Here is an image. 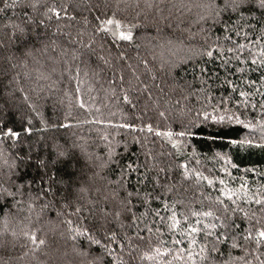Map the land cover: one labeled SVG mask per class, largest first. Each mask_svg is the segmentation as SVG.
Listing matches in <instances>:
<instances>
[{"label": "trees", "instance_id": "16d2710c", "mask_svg": "<svg viewBox=\"0 0 264 264\" xmlns=\"http://www.w3.org/2000/svg\"><path fill=\"white\" fill-rule=\"evenodd\" d=\"M34 2L35 10L17 7L0 12V36L10 35L13 24L25 26L29 36L42 34L40 41L27 48L14 42L6 50L0 48V122L4 128L12 127L21 134L14 146L11 138L0 143V184L13 191L15 185L23 186V194L15 197L21 203L16 204L11 197H0V264H89L102 248L89 246L84 237L73 240L75 233L70 229L74 228H89L98 238L105 235V229L117 231L121 236L127 232L133 247L129 250L126 246L123 250L126 264H159L160 258L152 261L141 257L159 246L161 240L166 241L165 247L173 249V254L176 247L189 248L186 240L182 245H172L173 233L168 230L167 220L161 224L159 217L151 213L139 225L143 243L137 239L136 229L119 228L112 215L105 218L106 212L112 213L120 207L113 191L124 194L116 183L121 168L129 164L135 167L138 162L143 164L144 152L148 150L160 166L171 167L168 183L173 190L165 199L169 201V209L175 204L177 219L181 221L176 232L180 227H187L183 215H190V209L206 211L217 207L214 200L222 187L219 178L228 180L231 188L245 183L250 193L264 194V149L259 146L264 136L260 123L264 120V111L259 107L260 93L264 92V81L260 79L264 67L252 65L250 48L242 54L247 63L240 65L227 52L230 45L224 39L230 36L233 42L246 43L243 36L247 33L256 42L264 23L259 11L245 12L243 19L236 13L221 11L214 22L210 15L213 10L208 5L222 8L224 0ZM53 6L60 11L59 19L48 11ZM3 7L0 0V8ZM42 19L44 25L39 24ZM106 19L121 21L123 27L119 31H127V25L136 24L132 29L133 39L122 40L118 32L113 36L112 32L117 31L115 24L108 26L111 31L97 32L96 28L102 27L101 22ZM233 24L242 29L240 37L232 30ZM212 43L225 46L222 59L230 61L226 68L221 67L218 49H212L211 58L204 54V49ZM121 52L126 57L123 61L116 59ZM100 56L108 58L110 63L104 64L98 59ZM145 60L147 65L142 63ZM128 64L137 69L136 75L141 81L151 83V97L140 90L141 84L134 80ZM161 65L165 70H161ZM121 67L125 76L122 86ZM238 67L244 68L243 73L236 71ZM169 68L171 74L167 71ZM249 81H255V86L250 87ZM156 85L164 91L161 93ZM240 90L256 93L250 97L256 103L255 108L249 105L244 109L236 104L243 99L239 96ZM125 92L131 103L124 101ZM229 98L230 102L221 104L222 99L229 101ZM81 100L85 107L80 106ZM221 107L237 114L243 112L240 119L255 124V129L227 118L223 123H216L198 116L202 111L210 116L224 115L219 110ZM160 112L165 115L160 116ZM192 121H195L191 128L193 134L180 137L178 134ZM125 123L136 128L125 129L122 127ZM149 123L162 132L172 131L178 148H173L165 136L148 133L146 128L144 132L137 130ZM29 128L31 131H26ZM133 137L141 143H136ZM245 139L253 140L254 146L231 143ZM183 165H187L188 178L182 176ZM197 171L214 180V185H208L206 180L197 182ZM139 172L143 173L144 168H139ZM228 174L236 179L230 180ZM9 177L14 184L9 182ZM125 179L124 187L129 191L140 188L137 181L141 177L137 172L128 173ZM49 184L55 196H39L41 189L47 192ZM149 190L150 181L141 191ZM222 199L231 203L227 197ZM240 206L249 213L251 224L259 227L256 220L264 217L260 206L242 201ZM152 207H161V204L155 203ZM77 208L81 211L77 212ZM143 211L140 207L137 214ZM253 212L255 217L251 216ZM170 214V211H161L162 216ZM243 216V212H238L236 218L242 233L250 226ZM67 220L73 223L69 225ZM209 222L218 223L209 217L201 226ZM146 226L152 227L151 234ZM157 227L161 228L160 233H156ZM25 232H34L45 243L33 245ZM196 239L198 243L191 247L194 254L200 251L202 236ZM254 241L255 231L253 240L239 239L241 246L248 248L246 259L259 264L255 257L264 260L261 255L264 247L257 251ZM124 242L127 245V239ZM112 247L120 252L119 242ZM220 247L225 255L211 254L218 261L228 259L229 252L232 257L245 255L240 248L233 249L230 242ZM164 258L171 260L172 256L165 254ZM184 259L187 260L186 253ZM196 261L200 264L198 255ZM175 264L182 262L177 260Z\"/></svg>", "mask_w": 264, "mask_h": 264}, {"label": "snow or ice", "instance_id": "6c2138e0", "mask_svg": "<svg viewBox=\"0 0 264 264\" xmlns=\"http://www.w3.org/2000/svg\"><path fill=\"white\" fill-rule=\"evenodd\" d=\"M3 3L4 7L0 8V12L17 7H31L33 10H35L37 7V4L36 2H34V0H12L11 3H9L8 0H3ZM148 6L151 7V5ZM208 7H211L213 10L210 15L214 22L217 21L221 11H230V13H236L241 19H243L245 12L259 11L261 20L264 21V0H224L222 8L220 5L215 4L208 5ZM217 9H219V11H217ZM48 11L55 13L57 19H59L60 11L55 6L49 8ZM65 15H67L66 9ZM97 19H99V17H97ZM229 19H231V16H229ZM44 23L45 21L43 19L39 21L40 25H44ZM101 24L102 27L98 26L96 28L97 32L111 31L108 26L115 24L117 31L112 32V35L115 36L118 32L119 37L122 40L126 41H131L133 39L132 29L137 27L136 24H130L126 26L128 29L127 31H119V29L123 27V25L121 24V21L114 19H106L102 21ZM232 30L236 32L237 37H240L242 29L238 25L233 24ZM41 35V33L37 32L34 35L29 36L28 29L25 26L13 24L12 32L10 35L0 36V48L6 50L9 45L13 42L23 48H27L30 44L40 41ZM243 38L246 43H240L239 41L233 42L230 36H225V41L229 42L230 45L227 46V52L232 53L233 58L240 65H243L247 63V60L242 56V54L244 53L246 48H250L252 50V65H255L257 67H264V23H261V35L257 36L256 42H253V40L249 39L247 33H244ZM217 40H219V37H217ZM88 46L89 45H86V47ZM224 48V45L212 43L209 47L204 49V54L211 58L213 57L212 49H218V58L222 59L224 55ZM257 56L259 57V64H257ZM73 58L75 59V57ZM125 58V54L122 52L119 53V55L116 57V59L119 61H123ZM98 59L106 65L110 63V60L108 58H105L104 56H100L98 57ZM142 63L147 65L148 61L145 60L142 61ZM229 63V60L222 59L221 67L226 68ZM127 68L130 69L134 80L141 84L140 90L147 92L148 96L151 97V83L141 81L140 76L136 75L137 69L133 68L131 64H128ZM161 70H165L164 65H161ZM151 71L152 70L149 69V72ZM167 71L169 72V74H171L170 68L167 69ZM201 71L204 72L206 70L201 69ZM236 71L243 73L244 68L238 67L236 68ZM119 72V80L122 86L125 82L124 68L121 67L119 69ZM77 74H79V69H77ZM115 74L116 69L113 68V75ZM260 79L261 81H264V75H262ZM152 80H155L154 74L152 75ZM227 82L229 84L232 83V81ZM255 84V81H249L250 87H254ZM132 86V83L129 82V87ZM156 87L161 93L164 91L163 87H161L160 85H156ZM233 90H236L235 86ZM77 91H79V89H77ZM255 95V92L240 90L239 96L243 99L237 100L236 104L242 106L244 109H247L249 105L255 108L256 103H254L253 100L250 99V97H254ZM260 96L261 100L259 101V107L262 111H264V92H261ZM123 99L125 102L131 103L127 92H125ZM230 100L231 98H229V101H224L222 99L221 104L230 102ZM80 106L85 107L84 102L82 100L80 102ZM133 107H135V105H133ZM219 110L222 111L224 115L210 116L207 111H202L198 113V116H203L204 121H207L210 118L216 123H223L224 120L227 118L228 121L235 122L237 124L246 123V126L251 129H255L256 127V125L251 123L250 121L246 122L240 119V116L243 115V112L237 114V112H232L230 111V109L225 107H221ZM214 111H216V109H214ZM159 115L163 117L165 113L160 112ZM201 123H203V121H201ZM260 123L262 126L261 131L264 132V120H262ZM194 126L195 121L190 122L189 126H186L178 135L180 137L192 135L193 133L191 131V128ZM122 127L125 129H135L136 125L131 123H125L122 125ZM145 128L148 133H155V135L158 137H167L171 142L172 147L178 148V142L172 139V131L162 132L159 128H154L153 125L150 123L140 127L137 130L139 132H144ZM26 131H31V128L26 129ZM20 135V132L15 131L12 127L4 128L3 122H0V143H4L7 139L11 138L13 140L14 146L15 142L18 140ZM133 139L136 143H141L138 138L133 137ZM231 143L238 144L240 146H243L245 144H247L249 147L254 146V142L251 139H245L240 141L232 140ZM259 146L264 149V136L261 137ZM111 155L112 151L110 150L109 159H111ZM144 156L145 162L143 164H140L138 162L135 167L129 164L126 166V168H121L120 179L117 180L116 183L121 187L124 194L121 196L119 193L113 191V196H117L119 199L120 207L119 210H116L112 213L106 212L105 218H107L108 215H112L113 219L117 222L119 228H127L129 230L136 229L135 235L137 239L141 243H143L144 238L140 235L139 225L151 213L154 215V217H159V222L161 224L165 223V220H167L168 230L173 233V239L171 240L172 245H182L185 243L186 240L189 244V248L176 247L175 254H173V249L165 247L164 245L166 241L161 240L160 245L154 247L152 251L144 252L141 259L146 258L148 260L155 261L157 258H160L159 264H175V261L177 260H180L182 264H197L196 256L198 255L200 264H235V262L237 261L241 262V264H252V261L246 259L247 255L249 254L248 248L241 246V244L239 243V239L243 238L245 241H251L253 240V231H255L254 242L257 245L256 250L259 251L260 247H264V217L257 219L256 224L259 225V227H254L251 224V218L249 217V213L245 211L243 207L240 206V201H242L246 205L254 203L255 205L260 206L259 211L261 213H264V194L250 193L245 183H241L238 188H231L228 186V180H225L224 178H219V184L222 185V187L219 189L220 195L216 196L214 200V203L215 205H217V207H215V209L210 207L206 211H196L190 209V215H183V213H181V215H183L184 221L187 222V227H180V230L176 232L174 230H176L178 226L181 225V221L177 219L175 204L173 203L172 208L169 209V201L165 199L166 194L172 192L173 190V187L168 183L169 179L171 178L169 176V173L171 172V167L160 166L159 162L156 160V157L152 154L150 150L145 151ZM43 163L44 162L41 161V164ZM141 167L144 168L143 173L139 172V168ZM182 167L184 168L182 176L184 178H188L189 171L187 165H183ZM222 170L227 173V168H224ZM131 172H137L141 179L137 181V184L140 186V188H135L132 191H129L127 188L124 187V184L127 183V180L125 179L126 175ZM228 175L230 180L234 181L236 179L230 174ZM195 177L197 179V182H199L200 180H206L208 185L210 186L214 185L215 183L214 180L209 179L208 176H204L199 171L195 173ZM149 181L151 182V190L141 191V189L147 186ZM9 182L12 184L15 183L14 181H11V177H9ZM22 187V185H15L16 190L13 191L10 187H5L0 184V197H11L13 198L16 204L21 203L20 201H15V197L17 194H23L21 192ZM49 194L55 196V193L52 191L51 184H49L47 192L41 189L39 196L47 197ZM222 197H227V200L231 201V203H227L225 199H222ZM155 203H160L161 207H152V205ZM44 207H48V205L45 204ZM140 207H143L144 211L140 212L138 215L137 212L139 211ZM162 210L166 213L170 211L171 214L167 217L162 216ZM76 211L79 212L81 211V209L77 208ZM238 212L244 213L243 219L248 220L250 225L248 228L244 229L243 233L240 231V225L236 224ZM251 216L255 217L256 213L253 212ZM209 217H211L218 223L209 222L201 226L202 221L206 220ZM66 223L71 225L73 222L71 220H67ZM70 231H73L75 233L72 236L73 240H76L78 237H84L87 240L89 246H101V253L95 256L94 259L89 262V264H126L123 259V250L126 246L129 248V250H131V248L133 247L132 240L130 237L127 236V232H125L123 236H121L117 231L105 229V235L101 238H98L96 235L93 234L92 230L89 228H85L83 230H81L80 228H74L70 229ZM147 231L151 234L153 232L152 227H147ZM160 232L161 228L157 227L156 233ZM13 235H15V233H13ZM24 235L29 237L33 245H40L45 243L43 239H38L34 232L31 234L25 232ZM198 235L202 236V241H199L200 251L199 253L194 254L191 251V247H194L198 243L196 239ZM180 237H184L185 239H181ZM125 239H127L128 241L127 245H125ZM117 242H119L120 252H117L116 249L112 247V245ZM229 242L231 243V247L233 249L240 248L245 253V255L232 257L231 253L229 252L227 254L228 259L219 261L216 260L215 257L211 254H216L219 256L225 255L220 246ZM136 247H139V245H136ZM185 253L187 254L186 261L184 259ZM165 254L172 256V259H165ZM261 255H264V253H261ZM106 257L110 259L106 260ZM255 259L259 261V264H264V260H261L259 256L255 257Z\"/></svg>", "mask_w": 264, "mask_h": 264}]
</instances>
